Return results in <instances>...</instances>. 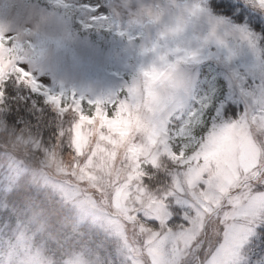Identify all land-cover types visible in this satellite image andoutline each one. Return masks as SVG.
<instances>
[{
	"label": "rangeland",
	"instance_id": "obj_1",
	"mask_svg": "<svg viewBox=\"0 0 264 264\" xmlns=\"http://www.w3.org/2000/svg\"><path fill=\"white\" fill-rule=\"evenodd\" d=\"M206 3L0 0V77L3 36H12L44 89L65 98L76 90L97 106L88 115L77 99L68 119L57 117L62 152H23L7 136L2 145L117 245L118 264H219L233 228L248 225L231 219L238 205L264 202V189L253 191L264 185V38L199 11ZM153 67L164 75L146 76ZM7 196L0 190V211L16 214ZM121 217L142 222L139 237ZM42 221L23 211L5 241L1 228L0 264H54ZM105 261L75 251L65 259Z\"/></svg>",
	"mask_w": 264,
	"mask_h": 264
},
{
	"label": "trees",
	"instance_id": "obj_2",
	"mask_svg": "<svg viewBox=\"0 0 264 264\" xmlns=\"http://www.w3.org/2000/svg\"><path fill=\"white\" fill-rule=\"evenodd\" d=\"M262 35L264 38V34ZM9 87L6 85L5 95L0 99L4 106L1 110L3 117L0 126V143L2 142L0 144V190L8 195V199L16 202L15 207L18 212L12 214L9 210L3 213L0 211V230L3 228V240L9 236V232L12 231L23 211H34L45 221L43 228L46 248L55 260L54 264H66L65 259L74 251L83 253L91 260L102 256V259L106 260L103 264H118L122 256L119 255L117 245L110 238L92 228L89 222L80 223L71 203H64L60 196L28 173L30 163L27 162V158H21L19 151H16L15 161L10 158L12 155H9L10 152L2 145L3 136L16 140L17 145L22 143L23 145L18 147H22L23 152L32 151L36 152V155H41L40 149L35 151L32 147L40 148L44 144L59 147L62 152V142L66 137L60 124H55V112L50 107L37 104L35 109H31L16 95L12 87L8 91ZM33 110L41 115L34 114ZM68 118L69 116H62V119ZM63 148L69 151V144H64ZM8 159L12 163L7 164ZM31 168H33L32 164ZM259 232L261 241H264V227L260 228ZM252 251L253 248L249 245L243 255L248 256Z\"/></svg>",
	"mask_w": 264,
	"mask_h": 264
},
{
	"label": "snow or ice",
	"instance_id": "obj_3",
	"mask_svg": "<svg viewBox=\"0 0 264 264\" xmlns=\"http://www.w3.org/2000/svg\"><path fill=\"white\" fill-rule=\"evenodd\" d=\"M198 10L238 29L264 34V0H207V3L202 4ZM2 43L4 44L3 60L7 64V71L0 77V99L5 95L9 81L26 84L33 91L42 92L47 99H51L50 91L44 89L21 65L20 48L16 40L12 36L4 35ZM145 75L162 77L164 72L153 67V70L145 72ZM7 90L10 91V87ZM232 120L226 122L230 124ZM224 124L225 121L215 123L211 127L213 131L218 132ZM258 189H264V185L258 184L253 191ZM231 219L248 221V225L244 229L233 228L232 245L221 255L219 264H225V261L227 264H264V241H261L259 232L264 226V202L257 204L242 200ZM249 245L252 246L253 251L248 256L242 255L243 249Z\"/></svg>",
	"mask_w": 264,
	"mask_h": 264
}]
</instances>
